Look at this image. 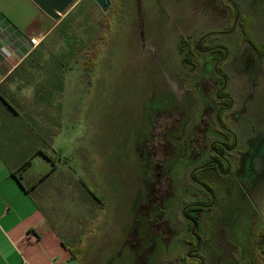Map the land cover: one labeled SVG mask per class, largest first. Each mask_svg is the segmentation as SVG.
Wrapping results in <instances>:
<instances>
[{
    "label": "rangeland",
    "instance_id": "obj_1",
    "mask_svg": "<svg viewBox=\"0 0 264 264\" xmlns=\"http://www.w3.org/2000/svg\"><path fill=\"white\" fill-rule=\"evenodd\" d=\"M81 1L66 20L56 22L29 64L5 86L6 91L21 92L17 100L22 105L35 101L39 106H57L61 112L62 132L51 141L54 163L39 156L28 175L40 178L54 165L58 173L34 196L69 243L82 238L93 220L101 221L94 248L83 263L73 264H161L191 247L194 235L189 220L179 216L191 166L182 162L186 140L180 132L183 139L175 142L177 153L168 163L171 178L181 184L174 182L175 197L166 202L172 231L165 241L149 225L148 209L140 207L147 200L146 181L152 178L146 170L145 140L163 108L186 107L187 119L195 104L220 105L215 95L200 92L203 71H189L181 59L188 41H197L211 30L230 28L236 11L227 0H110L108 11L95 0H78L77 4ZM230 1L238 5L241 16L254 20L255 38L263 45L264 0ZM118 6L120 16L116 15ZM104 13L111 19L110 43L102 45L98 65L88 73L77 55L96 36ZM46 19L42 30L55 23ZM243 37L238 28L214 35L208 43L221 44L231 52L233 62L227 72L234 105L223 120L236 134L238 149L257 156L256 173L207 179L217 187L221 204L202 214L206 242L201 254L206 264H251L264 223V71L259 61L251 74L241 71L239 58L246 52L248 58L251 53L255 56ZM204 74L214 78V64ZM9 100L18 104L16 99ZM186 131L184 124L182 132ZM253 142L257 147L252 148ZM59 181H67V186L58 188ZM88 188L102 199L103 210ZM41 191L52 194L51 199ZM56 203L57 210L52 209ZM156 213L152 211V219Z\"/></svg>",
    "mask_w": 264,
    "mask_h": 264
},
{
    "label": "flooded vegetation",
    "instance_id": "obj_2",
    "mask_svg": "<svg viewBox=\"0 0 264 264\" xmlns=\"http://www.w3.org/2000/svg\"><path fill=\"white\" fill-rule=\"evenodd\" d=\"M227 1L237 10L238 16V13L240 14L238 5L230 0ZM236 18L230 28L211 30L197 41H188V50L184 52L181 59L182 64L189 71L194 73L198 68L203 71L198 83L201 88L200 92L207 96L215 95L217 103L220 105L214 106L209 102L206 105L203 104L202 107L193 103L192 115L187 119L188 108L186 109V107L163 108L157 114V118L152 121L153 132L150 138L145 140L143 148L146 170H148V175L152 174V178L148 177L146 181L147 200L140 207L148 209L149 225L163 234L165 241L169 240V233L172 231L170 228L172 223L166 218V202L175 197L174 182L178 185L181 184L180 180L171 178L169 167L177 153L175 142L183 139L180 132L186 140V154L183 155L182 162L191 166L187 173L185 185L187 187L184 188V198L179 215L189 220V230L193 231L194 235L189 241L191 247L185 254L181 253L166 258L161 264H186V260H194L191 264H206V258L201 254L204 242H206L203 237V228L206 223L203 224V227L201 226L202 214L204 209L213 210L221 204V195L217 187L208 183L207 179L210 176L218 181L222 177L231 175L239 174L247 177L256 173L255 158L257 156L241 152L238 149L236 134L230 131L228 123L223 120L224 113L231 110L234 105L227 72L229 64L233 62L231 52L221 44L211 43L209 45L208 43L214 35L230 34L238 28L243 32L241 24L238 23L240 18L235 25ZM207 37H209L208 40ZM245 44L254 50L255 56L251 53L252 56L248 58L249 53L244 52L245 54L239 58V64L242 65H239L241 71L251 74L252 70L257 67L258 61L260 69L264 71V55L261 56L251 44ZM258 44L261 51L264 52V44L259 42ZM198 53L212 54V57H198ZM212 64H214V78L204 74L205 68ZM263 71L261 72L263 73ZM213 121L216 125H212ZM184 124L187 126L186 132H182ZM253 143L252 148L257 147V143ZM259 154L263 155L261 153L257 155ZM169 161L170 163H168ZM195 163L198 164L195 165ZM208 186L213 187L214 190L212 191ZM152 211L157 212L155 219H152ZM263 226L264 223L260 224V227ZM253 252L254 247L251 253ZM250 262L252 264V260Z\"/></svg>",
    "mask_w": 264,
    "mask_h": 264
},
{
    "label": "crops",
    "instance_id": "obj_3",
    "mask_svg": "<svg viewBox=\"0 0 264 264\" xmlns=\"http://www.w3.org/2000/svg\"><path fill=\"white\" fill-rule=\"evenodd\" d=\"M46 18L31 0H0V97L16 99L20 105L14 100L16 113L6 109L0 100V264L77 262L64 245L68 242L65 233L59 232L34 196L41 185L58 173V166L55 165V171L45 179L51 171L36 179L28 175L37 157L53 161L51 141L62 132L60 109L35 105V101L22 105L17 100L21 92L5 90L9 77L27 66L28 59L40 47L33 48L30 40L37 37L44 41L56 26L55 22L49 29L42 30ZM31 121L37 122L34 128L29 125ZM29 159H32L31 166L19 172ZM15 172H18L17 177ZM59 178L67 179L66 175ZM61 185L67 186V181L62 184L59 181L58 188ZM41 193L51 199L52 194ZM53 205L52 209L57 210V203Z\"/></svg>",
    "mask_w": 264,
    "mask_h": 264
},
{
    "label": "trees",
    "instance_id": "obj_4",
    "mask_svg": "<svg viewBox=\"0 0 264 264\" xmlns=\"http://www.w3.org/2000/svg\"><path fill=\"white\" fill-rule=\"evenodd\" d=\"M78 2V0H77ZM77 2L72 6L65 14V18L62 20H66L72 12H74L80 5H82V1L77 4ZM87 2V1H86ZM89 8V4L87 7V10ZM235 9V8H234ZM239 9V8H238ZM120 6L116 9V15L120 16ZM236 11V16H237V10ZM107 14L104 13L101 19L98 22L99 28L97 31L96 36L89 41V43L78 53L77 58L83 61L84 69L86 72H91L93 71L96 66L98 65V59L100 56V53L102 51V45H108L110 43V38H109V32L111 29V22L109 18L106 16ZM61 20V21H62ZM60 21V22H61ZM244 34V41L245 43L251 44L259 53L260 55H264V52L261 51V48L255 38L254 35V27H255V22L251 18H245L241 16L240 22ZM209 37L206 39L208 40ZM44 41L42 42V44ZM42 44L40 46H42ZM39 49V48H38ZM37 49V50H38ZM35 51V53L37 52ZM31 55V57L28 59L30 61L32 57L35 55ZM18 73V72H17ZM15 73V75L17 74ZM15 75H11L8 79V81L12 80ZM2 89V88H1ZM0 89V91H2ZM0 100H2V105L5 106L6 108L16 112V109L14 108L13 102L5 97H0ZM17 113V112H16ZM24 115L22 116V118ZM32 123H29L30 127L34 128L35 125H37V122L31 121ZM34 122V123H33ZM53 162V161H52ZM54 163V162H53ZM32 164V159L27 160L20 168L19 172L22 170H26L29 168ZM55 166V165H54ZM55 171V167L52 168L51 172L44 177V179L49 176L52 172ZM14 175L17 177L18 172H15ZM42 179V180H44ZM209 189L212 191L214 190L213 187L208 186ZM88 190L90 191L91 195L95 198V200L98 202L100 205L101 210L104 209V202L102 201L101 198H99L97 192L91 191L89 188ZM28 193L31 192V189L26 190ZM101 221H98V218L96 220H93L90 227L86 231L85 235L76 241L75 243H69L65 242L64 245L67 247V249L70 251L72 260L77 261L79 263H82L86 260L87 255L90 253V251L94 248L96 242H97V237H98V230H100L102 227L100 226ZM188 260H186L187 262ZM252 264H264V226L259 230L256 240H255V248L253 252V259H252Z\"/></svg>",
    "mask_w": 264,
    "mask_h": 264
},
{
    "label": "water",
    "instance_id": "obj_5",
    "mask_svg": "<svg viewBox=\"0 0 264 264\" xmlns=\"http://www.w3.org/2000/svg\"><path fill=\"white\" fill-rule=\"evenodd\" d=\"M35 3L48 17L55 22H60L63 15L77 2V0H31ZM96 3L104 10L108 11L111 6L110 0H95ZM240 18H236L235 25Z\"/></svg>",
    "mask_w": 264,
    "mask_h": 264
},
{
    "label": "built area",
    "instance_id": "obj_6",
    "mask_svg": "<svg viewBox=\"0 0 264 264\" xmlns=\"http://www.w3.org/2000/svg\"><path fill=\"white\" fill-rule=\"evenodd\" d=\"M42 41H43V39L34 37L30 40V43H31L33 48H37L41 45Z\"/></svg>",
    "mask_w": 264,
    "mask_h": 264
}]
</instances>
